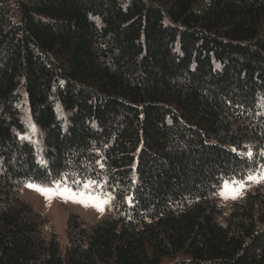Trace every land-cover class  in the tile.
Here are the masks:
<instances>
[{
    "label": "trees",
    "instance_id": "16d2710c",
    "mask_svg": "<svg viewBox=\"0 0 264 264\" xmlns=\"http://www.w3.org/2000/svg\"><path fill=\"white\" fill-rule=\"evenodd\" d=\"M261 153L264 0H0V264H264ZM86 180L62 249L21 188Z\"/></svg>",
    "mask_w": 264,
    "mask_h": 264
},
{
    "label": "rangeland",
    "instance_id": "374dc122",
    "mask_svg": "<svg viewBox=\"0 0 264 264\" xmlns=\"http://www.w3.org/2000/svg\"><path fill=\"white\" fill-rule=\"evenodd\" d=\"M261 170L264 169L260 168L259 171ZM29 183H33V182H29ZM29 183H26L21 188L20 197L25 202L29 203L34 209V211L41 216V218H44V222L40 228L41 232L44 235H48L51 229L55 231L57 235V239L62 249H64L68 243V238L66 234V224H67V219L71 213H75L79 215L89 224H96L102 219L106 211L112 209V202H110L109 204H105L104 211L101 212L91 205L86 207L83 204L73 202L70 199L65 201L60 196H54L51 200H48L39 192L29 188L27 186ZM34 184H39V183H34ZM247 184L248 187L245 188V191L248 189H253L256 185L251 181H248ZM260 184L264 188V182H261ZM91 193L100 196L102 199H108L109 194L111 196L110 192H106L105 194H99V193L97 194L94 192ZM217 200L219 201V203L223 204V206L227 210L230 202L233 199L231 198L224 199L217 193ZM168 263L169 261L164 262V264H168Z\"/></svg>",
    "mask_w": 264,
    "mask_h": 264
},
{
    "label": "snow or ice",
    "instance_id": "6c2138e0",
    "mask_svg": "<svg viewBox=\"0 0 264 264\" xmlns=\"http://www.w3.org/2000/svg\"><path fill=\"white\" fill-rule=\"evenodd\" d=\"M235 150V149H233ZM253 153L251 151L247 152V156L251 158ZM264 155V153H261ZM99 163V161H97ZM103 167V165H100ZM264 169V165L261 166ZM251 181L254 184H260L264 182V170L258 171L256 173L250 172L246 177L242 179H236L232 177L230 179H224L220 188L218 189V194L224 199H238L240 196L244 194L245 188L248 187L247 182ZM73 183L79 185L81 181L76 180ZM96 181L86 180L83 182V189L73 190L71 187H68L63 181H53V186H43L40 184L29 183L27 186L41 195H43L46 199L51 200L54 196H60L65 201L72 200L73 202H77L83 204L84 206H93L98 211H104V205L109 204L111 202V196L109 194L108 199H102L98 195L92 194L89 189H91L92 185L96 184Z\"/></svg>",
    "mask_w": 264,
    "mask_h": 264
}]
</instances>
